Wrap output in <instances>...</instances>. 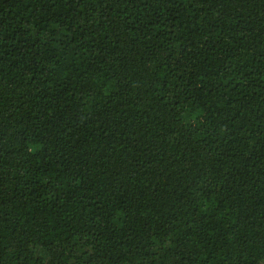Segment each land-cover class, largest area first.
<instances>
[{
	"label": "trees",
	"instance_id": "1",
	"mask_svg": "<svg viewBox=\"0 0 264 264\" xmlns=\"http://www.w3.org/2000/svg\"><path fill=\"white\" fill-rule=\"evenodd\" d=\"M0 264H264V0H0Z\"/></svg>",
	"mask_w": 264,
	"mask_h": 264
}]
</instances>
